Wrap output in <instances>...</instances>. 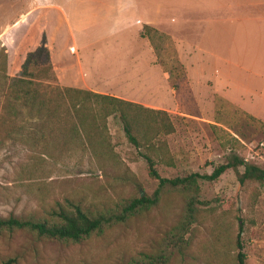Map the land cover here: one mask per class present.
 Listing matches in <instances>:
<instances>
[{"label": "rangeland", "instance_id": "374dc122", "mask_svg": "<svg viewBox=\"0 0 264 264\" xmlns=\"http://www.w3.org/2000/svg\"><path fill=\"white\" fill-rule=\"evenodd\" d=\"M111 1H74L76 13L71 11L70 24L79 43L88 40L91 47L104 48L114 42L108 21ZM12 7L13 3H0V10ZM9 31L8 47L19 53L6 57V73L12 76L19 69L22 52L17 49V36ZM144 33L156 46L155 57L148 61L157 62L156 69L148 68L147 74H121L125 80L118 83H113L112 73H105L98 81L106 90L98 93L117 89L131 94L130 98L151 102L142 107L168 114L174 130L151 140L155 147L163 143L160 151L166 161L155 160L159 175L208 174L233 152L244 162L264 168V117L233 105L214 91L211 81L189 73L186 59L178 57L177 46L167 37L151 28ZM61 60L58 57L56 63ZM141 80L147 81L142 91ZM133 111L139 114L135 120L141 126L139 134L150 136L153 130L145 125L142 112L136 107ZM55 118L44 123L24 120L23 130L0 146V216H46L56 203L65 205L66 201L79 202L87 210H102L139 192H152L157 181L147 173L141 156L144 149L127 140L117 114L106 118L105 147L98 156L90 153L82 134L70 128L68 116ZM197 183V223L186 234V247L173 252L169 264H236L233 241L239 224L244 264H264V181L239 183L235 171L227 168L217 178ZM182 211L183 197L165 191L148 210L78 243L38 239L24 230L3 232L0 264L8 258L13 259L8 264H125L139 251H152Z\"/></svg>", "mask_w": 264, "mask_h": 264}, {"label": "crops", "instance_id": "0c3cea01", "mask_svg": "<svg viewBox=\"0 0 264 264\" xmlns=\"http://www.w3.org/2000/svg\"><path fill=\"white\" fill-rule=\"evenodd\" d=\"M74 1L0 0L14 5L0 10V45L6 56H19L8 47L7 29L17 36L21 61L44 35L58 84L101 92L106 89L98 80L105 73H112L113 83H118L125 80L121 74L156 69L157 62L148 64L155 49L144 33L147 26L177 46L189 73L211 81L214 91L233 105L264 117V0H113L108 21L115 38L104 48L75 38L70 24ZM146 84L140 83V91ZM109 95L140 106L151 104L117 89Z\"/></svg>", "mask_w": 264, "mask_h": 264}, {"label": "trees", "instance_id": "16d2710c", "mask_svg": "<svg viewBox=\"0 0 264 264\" xmlns=\"http://www.w3.org/2000/svg\"><path fill=\"white\" fill-rule=\"evenodd\" d=\"M147 26H143L145 30ZM163 36V35H162ZM6 52L0 45V146L20 133L24 120L37 119L51 121L57 115L69 117L70 128L83 136V142L90 153L98 156L105 147L103 135L106 118L117 114L122 123L127 140L136 148H143L147 173L156 179V185L148 195H134L118 201L110 208L87 210L79 202L66 201L65 205L56 203L46 216H0V234L24 230L35 238L54 240L63 244L81 242L105 227L124 222L130 216L140 214L155 205L165 191L176 192L183 197V211L177 221L160 237L152 251H139L125 264H169L173 252H181L188 244L186 234L197 223L199 200L197 199L198 180H213L225 169L235 171L239 183L254 180L264 181V168L254 163H246L242 157L233 152L225 160L214 166L210 173L190 172L173 177L160 176L155 168V160H165L160 151L163 143L155 147L151 140L166 135L174 130L168 114L160 109L135 105L124 99L71 86H61L57 82L50 55L41 35L38 44L25 53L16 74L6 73ZM61 107H63L61 111ZM141 111L146 124L153 130L149 136L140 133L141 126L136 122L139 115L134 108ZM250 119L256 120L248 115ZM144 118V120H145ZM238 144V141L230 136ZM167 158V157H166ZM241 166V171L238 167ZM240 224L234 237L236 264H244V253L239 240ZM13 260L8 258L2 264Z\"/></svg>", "mask_w": 264, "mask_h": 264}, {"label": "water", "instance_id": "95a60500", "mask_svg": "<svg viewBox=\"0 0 264 264\" xmlns=\"http://www.w3.org/2000/svg\"><path fill=\"white\" fill-rule=\"evenodd\" d=\"M139 195L141 196L142 195V192H139Z\"/></svg>", "mask_w": 264, "mask_h": 264}]
</instances>
